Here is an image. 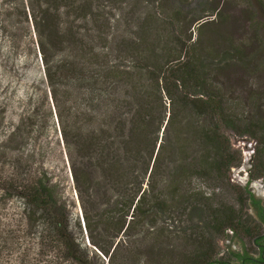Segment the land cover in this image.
<instances>
[{"label": "trees", "instance_id": "obj_1", "mask_svg": "<svg viewBox=\"0 0 264 264\" xmlns=\"http://www.w3.org/2000/svg\"><path fill=\"white\" fill-rule=\"evenodd\" d=\"M24 1L81 207L74 223L79 232L72 231L70 212L43 168L29 182L1 183L24 202V225L41 262L97 264L83 233L105 258L100 264H114L119 248L136 245L125 241L130 237L148 244L142 250L154 253L156 264H167L174 242L186 249L180 264L242 261L246 254L219 256L217 242H252L264 223V209L248 187L264 178V89L251 91L237 112L225 73L255 71L256 56L234 60L230 41L192 39L194 24L199 34L214 24L217 6L195 11L188 10L192 0H133L130 11L138 16L115 19L120 0ZM256 1L264 16V0ZM32 126L30 116L21 121L25 135ZM230 134L257 144L255 168L242 187L229 184V170L241 160ZM196 178L228 188L238 208L205 196L193 186ZM93 190L104 196L102 208H86ZM249 207L255 218L245 212ZM164 217L178 227H158ZM127 251L125 262L142 254Z\"/></svg>", "mask_w": 264, "mask_h": 264}, {"label": "rangeland", "instance_id": "obj_2", "mask_svg": "<svg viewBox=\"0 0 264 264\" xmlns=\"http://www.w3.org/2000/svg\"><path fill=\"white\" fill-rule=\"evenodd\" d=\"M120 2L121 4L112 10L115 19L138 16V11L136 14L130 11L133 0H120ZM204 4V0H192L188 10L208 11L215 5L219 13L210 18H215L214 24L201 34H199V24H194L189 31L192 39H199L200 36V39L206 43L209 41L215 43L224 39L232 44L231 51L233 54L236 53L234 60L244 58L246 55L248 57L255 55L257 58L255 71L243 72L234 67L226 71L224 77L227 80L223 79L228 95L233 98L235 104L239 105L237 112H240L251 96V91L264 89V57L260 56L262 49L264 50L262 28L264 16L256 0H207V5ZM24 5V0H0V264H45L41 262L42 256L38 254L35 237L27 235L29 228L24 225L22 217L24 202L11 192H4L2 182L6 187L13 183L29 182L34 176V171L43 168L57 196L70 212L72 231H78L74 223L80 219L81 214L80 202L62 150L55 112L47 95L36 34L27 10L24 13ZM112 21L111 19V25ZM112 29L115 30V25ZM28 116L32 119L33 126L30 133L25 135L21 130V121ZM229 142L231 147L240 153L241 158L240 164L229 170V184L242 187L249 182V172L253 170V164L255 168L256 162L253 163V156L257 144L255 141L234 134L229 135ZM192 184L204 192L205 196L214 194L217 200L227 201L235 206L228 188L220 184L211 186L197 178L192 180ZM248 187L255 198L264 199V178L253 179ZM94 191L91 193V202L88 199V203L85 204L86 208H96V205V209L102 208L104 196ZM108 194L110 196V193ZM245 212L255 218L253 208L249 207ZM157 226H166L167 229L178 227L176 220L167 217L158 222ZM183 226L181 224V227ZM83 237L81 242L99 257V261L94 259L93 262L106 263L105 258L87 242L84 233ZM138 239L139 237L124 239L128 243L137 241L136 245L126 249L119 248L114 264H134L137 262L136 259L139 260L138 264H156L157 256L142 250L147 249L145 246L148 244L141 246ZM121 242L123 243V240ZM174 244L176 251L164 255L167 264H180L181 261L178 260L186 250L182 242H174ZM217 244L220 249L219 256L222 258H228L230 252L248 253L254 258L258 257V252L248 239L218 241ZM135 248L140 249L142 254L139 256L133 254L134 263L125 262L126 256H129L127 249L135 252ZM168 248L172 249V246ZM231 264L237 263L231 259Z\"/></svg>", "mask_w": 264, "mask_h": 264}, {"label": "flooded vegetation", "instance_id": "obj_3", "mask_svg": "<svg viewBox=\"0 0 264 264\" xmlns=\"http://www.w3.org/2000/svg\"><path fill=\"white\" fill-rule=\"evenodd\" d=\"M256 199L260 201V208L264 209V199L262 197H257ZM260 223L262 225L260 234L256 236L254 239H252V242H251L252 246L255 247L256 251L258 252V257L254 258L250 256V254L246 253V256L244 257V259L240 261L238 264H264V223L262 222Z\"/></svg>", "mask_w": 264, "mask_h": 264}, {"label": "water", "instance_id": "obj_4", "mask_svg": "<svg viewBox=\"0 0 264 264\" xmlns=\"http://www.w3.org/2000/svg\"><path fill=\"white\" fill-rule=\"evenodd\" d=\"M200 25V24H199Z\"/></svg>", "mask_w": 264, "mask_h": 264}]
</instances>
